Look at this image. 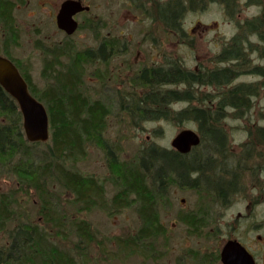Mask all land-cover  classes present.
I'll use <instances>...</instances> for the list:
<instances>
[{"label":"rangeland","instance_id":"obj_1","mask_svg":"<svg viewBox=\"0 0 264 264\" xmlns=\"http://www.w3.org/2000/svg\"><path fill=\"white\" fill-rule=\"evenodd\" d=\"M63 1L16 3L13 15L18 35L13 40L7 38L0 24V55L15 62L32 85L43 88L47 51L63 46L72 53L85 49L96 51L105 45L104 59L96 56L83 63L82 89L93 100H101L111 108L103 139L116 148L120 160H134L148 144L172 150L171 140L183 129L199 134L197 122L190 118L138 119L128 112L129 98L134 99L145 91L133 83L142 70L177 64L196 74L222 68L237 72V77L222 88L213 84L192 85L188 89L204 101L173 102L168 108L170 112L188 107L215 110L220 90L235 85H255L257 93L240 113L234 114L228 107L222 111L220 125L225 140L220 148L222 152L207 153L220 169L218 174L233 183L224 198L218 199L216 191L200 180L195 184L188 180V185L173 180L158 204L164 233L152 242L150 253L144 254L140 249L136 250L140 253H123L118 248L119 241L134 235L141 219L135 205L121 209L109 207L117 190L111 182L115 172L110 171L103 149L95 143L87 144L84 157L71 161L70 165L73 170L104 183L106 205L79 212L78 205L71 203L72 195L53 183L66 214L87 220L93 232V241L82 255L75 249L72 235L66 239L53 238L55 245L70 252L79 264H205V260L209 264H221L222 246L227 240H236L249 249L257 264H264V145L256 135V129L264 127V89L259 84L262 78L252 69L264 64L260 56L264 48V0L184 2L181 17L176 20L179 27L173 30L157 19L156 10V5L172 0H78L89 10L75 15L78 28L71 35L56 26V14ZM258 22L261 28L254 31L247 28V23ZM238 37L245 64L217 60L231 39ZM109 47L113 48L109 50ZM66 60L68 57L62 62ZM166 88L187 89L185 85ZM203 144L204 141L198 149L195 147L198 153L205 150ZM33 149L42 154L46 146L36 145ZM4 166L0 165V195L8 194L13 199L14 215L6 223V229L0 230V246L8 241L6 231H11L20 220L42 224L34 190L21 191L17 178ZM194 213L198 217L207 214L205 226L196 234L190 233L183 220Z\"/></svg>","mask_w":264,"mask_h":264},{"label":"trees","instance_id":"obj_2","mask_svg":"<svg viewBox=\"0 0 264 264\" xmlns=\"http://www.w3.org/2000/svg\"><path fill=\"white\" fill-rule=\"evenodd\" d=\"M20 1L0 0V24L11 40L18 35L13 14L15 4ZM184 2L191 4L194 0H172L156 5L157 19L172 30L178 29L179 22L176 20L181 17ZM259 27V22L253 25L247 23L250 31ZM104 46L101 45L96 51L85 49L74 53L65 46L47 51L42 72L46 82L43 88L32 85L27 75L20 72L28 84L29 92L46 108L50 136L44 143H29L25 139L17 104L0 86V165L7 166L8 171L17 178L21 191L24 188L26 192L34 190L42 216V224L20 220L11 231H6L8 241L0 246V264H79L70 252L58 248L53 238L60 236L66 239L72 235L75 249L81 254L93 241L92 228L87 220L66 214L62 197L53 190V183L72 195L71 203L78 205L79 212L106 205L104 183L94 176L73 170L70 165L71 161L84 157L87 144L99 145L109 161L110 171L115 172L111 182L117 190L109 201V207L121 209L135 205L141 219L136 233L119 241L118 248L123 253H140L136 251L139 249L144 254L150 253L152 242L164 233L159 222L158 204L173 180L184 185L189 184L188 180H191V184L200 180L207 188L216 191L218 199L224 198L233 188L230 180L226 181L218 174L220 169L207 153L222 152L220 148L225 142L220 125L222 111L228 107L235 114L247 108L250 97L257 93L256 86L235 85L226 90L221 89L215 110L188 107L170 112L168 108L173 102H190L194 99L204 101L188 89L192 85L213 84L222 88L237 77V72L222 68L196 74L177 64L140 71L133 83L138 88L144 87L145 91L134 99L129 98L128 112L138 119L148 116L155 120L190 118L198 124L205 150L198 153L196 147L188 154H179L173 149L148 144L134 160H120L116 148L103 139L106 118L111 114V108L101 100H93L82 89L83 63L94 60L96 56L104 59L107 56ZM242 50L239 37L232 38L229 47L223 49L216 58L220 62H239L243 66L246 58ZM260 56L264 59V48ZM64 57H68L65 63L62 62ZM252 69L262 78L259 84L264 89V64ZM170 85H185L187 89L166 88ZM256 135L264 145V127L257 128ZM36 145L46 146L42 154L33 149ZM7 195H0V230L6 229V223L14 215V201ZM206 216L201 214L198 217L194 213L183 220L190 233L196 234L205 226ZM209 262L205 260L204 263Z\"/></svg>","mask_w":264,"mask_h":264},{"label":"water","instance_id":"obj_3","mask_svg":"<svg viewBox=\"0 0 264 264\" xmlns=\"http://www.w3.org/2000/svg\"><path fill=\"white\" fill-rule=\"evenodd\" d=\"M89 10L78 0H64L56 14V26L66 35L78 28L77 13ZM0 86L16 102L21 114V125L29 143L46 142L50 136L49 118L45 106L28 89L17 66L0 55ZM201 142L199 134L192 129H183L171 140V147L179 154H188ZM221 264H256L247 249L236 240H227L222 246Z\"/></svg>","mask_w":264,"mask_h":264},{"label":"flooded vegetation","instance_id":"obj_4","mask_svg":"<svg viewBox=\"0 0 264 264\" xmlns=\"http://www.w3.org/2000/svg\"><path fill=\"white\" fill-rule=\"evenodd\" d=\"M258 239H260L259 237H258ZM246 249H247V251L252 255V257L254 258V256H253V254L249 251V249L247 248V247H245ZM255 260V259H254ZM255 263H256V261H255ZM257 264V263H256Z\"/></svg>","mask_w":264,"mask_h":264}]
</instances>
